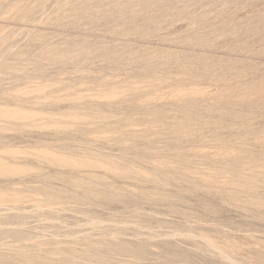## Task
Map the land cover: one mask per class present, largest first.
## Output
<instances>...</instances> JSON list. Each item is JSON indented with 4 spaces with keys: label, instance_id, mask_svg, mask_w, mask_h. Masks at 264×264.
<instances>
[{
    "label": "rangeland",
    "instance_id": "1",
    "mask_svg": "<svg viewBox=\"0 0 264 264\" xmlns=\"http://www.w3.org/2000/svg\"><path fill=\"white\" fill-rule=\"evenodd\" d=\"M0 264H264V0H0Z\"/></svg>",
    "mask_w": 264,
    "mask_h": 264
}]
</instances>
